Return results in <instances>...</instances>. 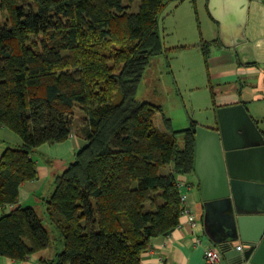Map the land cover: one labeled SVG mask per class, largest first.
<instances>
[{
  "label": "trees",
  "instance_id": "obj_1",
  "mask_svg": "<svg viewBox=\"0 0 264 264\" xmlns=\"http://www.w3.org/2000/svg\"><path fill=\"white\" fill-rule=\"evenodd\" d=\"M169 1L0 0V126L22 138L0 158L1 256L50 248L40 264H141L152 239L179 226V177L195 172L200 123L174 130L162 114L164 131L154 122L162 106L137 98L151 59L169 49L160 30ZM210 45H200L205 60ZM76 107L86 144L45 201L61 235L52 246L19 188L37 176L32 152L74 132Z\"/></svg>",
  "mask_w": 264,
  "mask_h": 264
},
{
  "label": "crops",
  "instance_id": "obj_2",
  "mask_svg": "<svg viewBox=\"0 0 264 264\" xmlns=\"http://www.w3.org/2000/svg\"><path fill=\"white\" fill-rule=\"evenodd\" d=\"M185 1L175 2L176 7L171 11V15L179 12L183 20L181 24L183 33L180 40H184L185 43L182 47L189 48L186 40L190 36L200 41L199 46L203 41L211 43L206 60L203 52H201V58L198 54L196 56L200 70L199 80L204 82L205 77L208 78L212 90L211 107L208 115L205 116V123L201 125L219 128L218 109L240 104L247 110L257 132L264 140V0L250 1L244 40L235 46L225 45L221 41L220 23L208 9L209 0ZM123 2L125 3V0ZM184 2L191 3V10L188 6L183 11L179 10L184 5L177 6ZM137 8L138 2H135L133 9ZM169 11L167 10V14ZM165 16L164 22L168 15ZM162 17L163 14L161 20ZM166 57L168 59V56ZM192 88L196 89V87ZM161 106L163 108V105ZM165 116L170 118L171 126L174 127V117L168 113H165ZM192 119V115L186 109L183 127H178L177 130L187 128ZM79 131L74 128V132L66 140L44 143L32 152L31 156L36 162L37 176L21 184L19 206L33 207L43 219L41 213L45 214V201L55 189L56 176L75 160L77 152L86 144L83 132ZM21 144L22 138L19 134L6 126H0V158L7 147ZM179 184L182 194L187 196L185 207L196 220L193 223L188 215H181L179 226L171 234L152 239V246L143 254L141 264H206L205 250L210 246L217 247V240L225 236L223 224H220L219 220H209L207 217L197 174L193 172L180 176ZM11 208L10 206L9 209ZM4 212H7V209H1L0 216ZM238 245L243 246V243L235 242V246ZM51 254L52 251L48 248L21 261L0 255V264H40L41 259Z\"/></svg>",
  "mask_w": 264,
  "mask_h": 264
},
{
  "label": "water",
  "instance_id": "obj_3",
  "mask_svg": "<svg viewBox=\"0 0 264 264\" xmlns=\"http://www.w3.org/2000/svg\"><path fill=\"white\" fill-rule=\"evenodd\" d=\"M250 1H208L225 45L244 40ZM218 118L219 128L195 130L203 207L209 220L223 224L225 236L216 243L228 264H264V140L243 105L219 108Z\"/></svg>",
  "mask_w": 264,
  "mask_h": 264
},
{
  "label": "rangeland",
  "instance_id": "obj_4",
  "mask_svg": "<svg viewBox=\"0 0 264 264\" xmlns=\"http://www.w3.org/2000/svg\"><path fill=\"white\" fill-rule=\"evenodd\" d=\"M126 2L127 0H125ZM175 2L178 3L177 0L169 1V6L164 11L162 20L160 21L164 43L169 49L167 53L151 59L137 93L139 100L163 105L164 111L155 115L154 122L159 129L164 131H170V129L164 124L162 114L165 115V113H168L174 117L175 125L174 127L172 126V129L177 130L178 127H183L182 124L186 115V109L192 115L193 119L202 124L205 123V116L208 115L209 108L211 107L210 96L212 90L208 78L205 77L204 82L199 80L200 70L196 56L198 54L199 58H201L202 50L201 46H199L200 41L190 36L186 40L189 48L184 49L182 47V44L185 43L184 40H180L183 33L181 29L182 17L179 12L171 15V11L176 7L174 5L176 4ZM185 2L177 6L181 7L184 5V7L179 9L180 11L185 10L186 6L191 10V3ZM167 10H170L169 14L171 16L167 14ZM166 14L168 17L170 16L169 19H167ZM164 16L166 17L165 22L163 20ZM184 29L186 31L185 25ZM166 56H168V59ZM192 87H196V89ZM74 114L76 121L74 128L76 131H79L80 127L85 124L86 114L79 107L75 108ZM188 124L190 126V122ZM179 143L181 145L183 143L182 136L179 137ZM41 215L43 217V224L50 234L52 246L59 244L61 235L58 228L50 221L46 211L45 214L41 213Z\"/></svg>",
  "mask_w": 264,
  "mask_h": 264
},
{
  "label": "built area",
  "instance_id": "obj_5",
  "mask_svg": "<svg viewBox=\"0 0 264 264\" xmlns=\"http://www.w3.org/2000/svg\"><path fill=\"white\" fill-rule=\"evenodd\" d=\"M186 198H187L186 195H182V200L184 202V208L181 212V215H188L191 222L194 223L196 220L195 216L191 214V212L188 211L187 207H185ZM237 248L239 250H242L243 246L238 245ZM205 262L206 264H227L222 251L218 247H215V246L213 247L210 246L205 250Z\"/></svg>",
  "mask_w": 264,
  "mask_h": 264
}]
</instances>
